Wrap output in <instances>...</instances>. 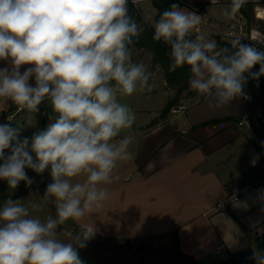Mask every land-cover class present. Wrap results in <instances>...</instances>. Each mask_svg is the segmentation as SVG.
<instances>
[{
	"label": "clouds",
	"instance_id": "obj_1",
	"mask_svg": "<svg viewBox=\"0 0 264 264\" xmlns=\"http://www.w3.org/2000/svg\"><path fill=\"white\" fill-rule=\"evenodd\" d=\"M129 2L0 0V99L31 113L45 104L51 109L48 123L30 137L8 117L0 123V181L12 190L21 182L31 188L28 170L48 172L42 199L55 205V214L41 220L32 214L40 203L3 201L0 264H85L79 250L96 227L84 225L73 243L58 238L66 232L61 225L83 219L109 198L105 186L118 164L132 157V137L121 134L136 122L120 98L151 91L152 73L132 59L131 46L144 29L130 15ZM246 2L231 0L223 15L234 20ZM200 24L201 15L177 0L152 25V38L168 46L169 71L187 67L189 88L216 108L245 96L247 82L264 77V40L245 43L236 35L221 47L193 37ZM250 259L264 264V254L253 252Z\"/></svg>",
	"mask_w": 264,
	"mask_h": 264
},
{
	"label": "crops",
	"instance_id": "obj_2",
	"mask_svg": "<svg viewBox=\"0 0 264 264\" xmlns=\"http://www.w3.org/2000/svg\"><path fill=\"white\" fill-rule=\"evenodd\" d=\"M153 1L138 0L135 4L151 26L157 15ZM247 1L257 5L255 0ZM178 2L201 15V24L194 36L199 34L215 41L225 36L231 20L223 11L231 0H218L216 4L210 0ZM142 58L151 68V53L138 52L132 57L135 62H142ZM154 77L158 78V86L152 83ZM149 83L151 91L146 90V97L162 93L167 97L153 115L147 114L146 109L141 110L143 115L134 127L136 130L131 131L139 141L130 159L131 165L120 175L124 176L122 188L125 191L118 212L182 213L178 216L183 215L184 220L177 225L174 242H163L162 250L150 247L158 253L183 254L190 261L164 263L157 256H150L158 259L159 264H217L248 246L256 252L257 243L264 236V199H261L264 183L248 189L236 201L230 197L264 179V149L257 147L250 134L236 125L242 113L261 109L264 104L262 90L259 88L263 97L262 100L258 98L259 101L250 88L253 84H246L247 98L243 96L220 107L209 108L204 97L189 88L182 94L179 106L161 120V111L175 93L166 85L158 66ZM144 137H150L145 142L147 146ZM257 155L258 162L253 166L251 161ZM132 170L136 173L128 177ZM132 183L136 185L133 192ZM143 194L148 197L149 204L135 202ZM130 197L132 202H129ZM2 203L0 201V205ZM218 247L221 250L216 253ZM218 254L221 256L216 258Z\"/></svg>",
	"mask_w": 264,
	"mask_h": 264
},
{
	"label": "rangeland",
	"instance_id": "obj_3",
	"mask_svg": "<svg viewBox=\"0 0 264 264\" xmlns=\"http://www.w3.org/2000/svg\"><path fill=\"white\" fill-rule=\"evenodd\" d=\"M261 5L264 7V0ZM255 7L253 6V15L255 21L253 25L264 32V27H258V20H264L255 16ZM224 42L230 43L232 39L226 36L222 39ZM139 62V61H138ZM142 62L148 65V61L142 58ZM4 62H0V66H3ZM147 69L150 71L149 66ZM152 73V72H151ZM153 85L158 86L159 81L157 77L153 78ZM252 84L250 81L247 85ZM252 91L255 92L256 99L263 97L259 87L251 85ZM145 91L136 92L130 97L120 98L121 103L129 105L136 113V122L131 129L125 130L121 135H128L132 137V143L129 151L134 155L136 152L139 138L136 137L133 128L136 127L139 117L143 115L141 110L146 109L147 114L151 115L153 111L160 107L161 102L165 101L166 97L164 93L157 97L150 98L145 96ZM259 100V99H258ZM259 100V101H260ZM263 104V103H262ZM264 104L261 106V111L264 110ZM5 111V114H3ZM51 109L45 105H41L39 113H31L26 110H20L16 105L10 101L0 99V123L6 122V117L10 118V122L14 126L22 128L23 136H31L34 132L42 129L47 123L48 118L46 113H49ZM264 114V112H263ZM153 115V114H152ZM136 130V128H134ZM134 130V131H135ZM151 133V131H149ZM150 136V134L148 135ZM150 137H144V145L146 140L149 141ZM131 165L130 159L118 164L114 171V177L112 184L106 185L108 188L109 198L103 203V206L99 209H94L92 213L86 214V216L79 221H67L64 225H61L62 229L66 232L58 237L65 241H71L75 243L74 237L82 231L84 225L94 226L97 231L96 234L87 242V246L79 250L81 258L85 261V264H140V262L148 257L144 264H159L156 257L150 255L151 250L156 249L150 247L155 246L161 249L163 242H174V233L177 225L184 220L181 212H118V208L121 205V196H124V176H120L125 167ZM135 174L136 171L132 170L128 177ZM28 175L33 177L35 183L31 188H26L24 183L21 182L20 186L16 190L9 189L6 182L0 181V201H4L7 198H24L25 203L29 200L36 201L41 204V209L34 211L32 214L39 217L41 220L45 219L47 215L55 214V205L51 200L43 201L42 195L45 190V186L50 182V176L48 172H45L43 176L28 170ZM136 180V177H135ZM123 185V186H122ZM133 188L131 191H135V183H132ZM131 185V186H132ZM129 191V190H128ZM30 194H35L30 196ZM132 197L127 201L132 202ZM138 197L135 202H141V205L149 204L148 197L143 194V197ZM137 204V203H136ZM120 210V209H119ZM67 232H71L72 236H68ZM162 250V249H161ZM160 250V251H161ZM164 254L167 255L166 252ZM177 253H172V256H176ZM151 256V257H150ZM221 255H216L219 258ZM150 257V258H149ZM186 263V262H185ZM187 264V263H186Z\"/></svg>",
	"mask_w": 264,
	"mask_h": 264
},
{
	"label": "trees",
	"instance_id": "obj_4",
	"mask_svg": "<svg viewBox=\"0 0 264 264\" xmlns=\"http://www.w3.org/2000/svg\"><path fill=\"white\" fill-rule=\"evenodd\" d=\"M177 2V0H154L153 5L157 9V15L155 17V21L159 18V15L170 8L171 4ZM253 2L247 1L243 7L240 9V13L247 19L249 24H253L255 21L253 15ZM129 13L132 15L138 23L143 26V32L137 42L132 47V57L135 53L144 52L151 53V69L150 72H153L156 66L160 67L164 74V79L168 88L174 90V96L168 101L166 106L160 113L159 118L161 120L165 119L168 113L175 107L179 106L180 99L182 94L185 91H188V79H189V71L187 67L178 68L175 71H169L170 58L168 55L169 48L163 42H157L153 40V27L146 21L141 10L136 7L134 4L129 2ZM258 27H264V20H258ZM194 37V35H193ZM223 38L218 37L217 43L219 46H229L230 43L224 42ZM258 70V66L254 69ZM253 85L259 87L264 94V77H261L259 81L249 80ZM191 93V92H188ZM150 255L157 256L162 262H177L181 260H189L188 256L177 253L176 256H172L171 252H168L167 255L164 253H158L155 250H151ZM256 254L261 255L264 254V236L260 238L256 246Z\"/></svg>",
	"mask_w": 264,
	"mask_h": 264
},
{
	"label": "built area",
	"instance_id": "obj_5",
	"mask_svg": "<svg viewBox=\"0 0 264 264\" xmlns=\"http://www.w3.org/2000/svg\"><path fill=\"white\" fill-rule=\"evenodd\" d=\"M255 1L257 3V5L254 6L255 16L259 18L258 10L261 9L264 11V7L261 5L262 0ZM236 35H239L245 43H255L256 41L264 40V32L259 28H256L253 24H249L247 19L241 13H239L234 20H231L225 34V36L230 39H233ZM245 97H248L247 94ZM236 125L239 128L246 130L250 134L252 141L257 147L264 149V147L261 146V141H264V114L261 109L253 108L242 113L237 118ZM263 183L264 179L258 180L256 183L252 184L242 192L232 195L230 199L236 201L240 198L242 193ZM220 250V247H218L215 252L219 253Z\"/></svg>",
	"mask_w": 264,
	"mask_h": 264
},
{
	"label": "water",
	"instance_id": "obj_6",
	"mask_svg": "<svg viewBox=\"0 0 264 264\" xmlns=\"http://www.w3.org/2000/svg\"><path fill=\"white\" fill-rule=\"evenodd\" d=\"M3 114H5V111H3ZM253 252H255L254 248L248 246L228 258L220 260L217 264H255V261L250 259Z\"/></svg>",
	"mask_w": 264,
	"mask_h": 264
},
{
	"label": "bare ground",
	"instance_id": "obj_7",
	"mask_svg": "<svg viewBox=\"0 0 264 264\" xmlns=\"http://www.w3.org/2000/svg\"><path fill=\"white\" fill-rule=\"evenodd\" d=\"M258 17L264 18V11L263 10H261V9L258 10Z\"/></svg>",
	"mask_w": 264,
	"mask_h": 264
}]
</instances>
